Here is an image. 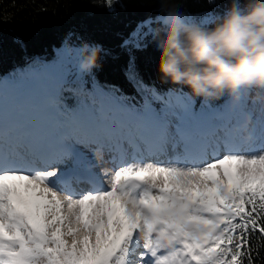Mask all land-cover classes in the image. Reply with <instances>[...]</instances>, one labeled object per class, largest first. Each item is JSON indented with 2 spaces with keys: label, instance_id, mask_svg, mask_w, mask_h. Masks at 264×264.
Wrapping results in <instances>:
<instances>
[{
  "label": "snow or ice",
  "instance_id": "6c2138e0",
  "mask_svg": "<svg viewBox=\"0 0 264 264\" xmlns=\"http://www.w3.org/2000/svg\"><path fill=\"white\" fill-rule=\"evenodd\" d=\"M152 23L124 46L141 47ZM44 71L48 80L20 85L25 113L6 119L0 108V264H252L250 237L264 238V103L196 110L182 93L151 92L136 106L99 89L54 130L49 97L63 75ZM244 116L247 145L234 142ZM77 145L121 162L77 192L67 164L84 158ZM23 147L43 166L17 167Z\"/></svg>",
  "mask_w": 264,
  "mask_h": 264
},
{
  "label": "trees",
  "instance_id": "16d2710c",
  "mask_svg": "<svg viewBox=\"0 0 264 264\" xmlns=\"http://www.w3.org/2000/svg\"><path fill=\"white\" fill-rule=\"evenodd\" d=\"M249 0H0V82L29 68L51 63L63 47L81 49L83 45L100 46L97 65L91 72L79 70V61L71 65L75 78L68 77L57 89L56 108L60 120L89 102L99 89L111 92L121 103L139 106L151 92L182 93L196 110L202 105L222 109L235 94L216 98L197 97L183 85L173 84L158 71L156 17L162 7L178 10L189 20L209 30L219 22L234 3ZM211 15L208 25L199 23ZM152 20L154 34L142 35L141 47L124 46V41L141 22ZM162 35V34H161ZM80 57V56H79ZM70 70V69H69ZM95 83L96 88H93ZM68 112V116L64 113ZM252 264H264V238L259 232L250 237ZM247 264V260H245Z\"/></svg>",
  "mask_w": 264,
  "mask_h": 264
},
{
  "label": "clouds",
  "instance_id": "9594fccd",
  "mask_svg": "<svg viewBox=\"0 0 264 264\" xmlns=\"http://www.w3.org/2000/svg\"><path fill=\"white\" fill-rule=\"evenodd\" d=\"M156 20L158 71L197 97L235 94L239 88L259 90L253 100L264 103V0L234 3L215 27L205 30L178 10ZM162 34V35H161ZM100 46L83 45L79 70L98 67Z\"/></svg>",
  "mask_w": 264,
  "mask_h": 264
},
{
  "label": "rangeland",
  "instance_id": "374dc122",
  "mask_svg": "<svg viewBox=\"0 0 264 264\" xmlns=\"http://www.w3.org/2000/svg\"><path fill=\"white\" fill-rule=\"evenodd\" d=\"M137 30V29H136ZM135 30V31H136ZM146 31V29H145ZM142 37V35H141ZM140 37V39H141ZM76 50V49H75ZM80 60V57L77 58V53L74 51L73 47H63L60 52L57 53L56 58L48 64L41 65L39 68H29L21 73V75H15L9 79H6L3 83L0 82V84L4 85L3 92L0 93L2 95V99H0V108L3 109V113L6 119H10L12 117L20 116L23 113L26 112L28 108V101L23 93V91L20 88V85L22 82L29 80H37V81H46L48 80L49 74L44 71L45 68L49 69H55L59 70V73L63 75V82L70 77V79L75 78V73L72 71V66L74 64H77ZM70 69V70H69ZM248 88H241L234 97V99L226 105L224 108L220 109L221 111L224 110H231L233 107L243 103L244 101H247L249 105H251V101H253V96L258 95L259 91L256 89L250 92L247 90ZM55 97H49V102L53 106L52 111L55 113L56 116V106L54 103L51 102ZM236 101V103H233ZM261 103L258 102L257 107L260 106ZM57 117V116H56ZM53 129H59L60 128V122L58 118H55L52 122ZM77 147L80 149V151L83 153L84 151H87L89 154L83 155V159L80 162V160L77 163H80V166L82 167L83 171L86 173L90 171L91 173H102L105 169H108V171H111V169L117 164H106L107 157L104 154V161L102 162L100 159V155L94 151L93 148L90 147H84L82 145H77ZM19 154L20 151H19ZM220 154L223 155L224 151H220ZM170 156H167L166 154H160L158 157H153L156 160L166 162L168 161ZM71 160L67 161V164H69ZM88 161L92 162V165H89ZM30 163V162H29ZM33 165V164H31ZM94 165V166H93ZM43 166V164H41ZM33 167H37L34 165ZM63 167V166H61ZM77 175H74L72 177V186H75L77 191H84L91 188L89 179L87 175L79 174L78 176L81 177V180H85V182H75L77 181L76 178H74ZM100 179L103 180L104 177L100 176ZM80 183V184H79Z\"/></svg>",
  "mask_w": 264,
  "mask_h": 264
},
{
  "label": "bare ground",
  "instance_id": "6f19581e",
  "mask_svg": "<svg viewBox=\"0 0 264 264\" xmlns=\"http://www.w3.org/2000/svg\"><path fill=\"white\" fill-rule=\"evenodd\" d=\"M255 89H253L252 91H254ZM259 91V90H257ZM233 103H236V101H234ZM247 128H248V118L247 116H244L241 118V126L237 129L234 130V142H237L241 145H247L250 143L251 141V137L248 135V131H247ZM221 135H223V132L220 133ZM223 144L221 145V149L223 148ZM20 153L22 154H18L17 156V160H18V163H17V167H21V168H24L26 170H31L32 168H34L33 166L36 165V166H41V164L43 163L42 160H40L39 158V155L36 154V153H33L31 149L27 148V147H23L21 148L20 150ZM89 154L87 151H84L83 152V155H87ZM166 154L167 156H170L171 153H164ZM105 156L107 157L106 159V164H113L111 162V158L109 157L108 153L105 152ZM158 157V156H156ZM153 158V157H152ZM75 159H72L68 166L69 167H72V168H75L77 169V173L76 175H79V174H85L87 175L88 179H89V182H90V186L93 187V184L91 183V180L95 179V176L92 175V173L90 171L88 172H84L82 167L80 166V163H75ZM82 160H80L81 162ZM30 162V163H29ZM121 161L118 159L116 161V164H119ZM33 164V165H31ZM42 167V166H41ZM105 170H108V169H105ZM72 184V183H71ZM80 184V183H79ZM106 187V185H104ZM71 187L77 191L75 188V186H72ZM79 192V191H77ZM69 242H70V238H69Z\"/></svg>",
  "mask_w": 264,
  "mask_h": 264
},
{
  "label": "water",
  "instance_id": "95a60500",
  "mask_svg": "<svg viewBox=\"0 0 264 264\" xmlns=\"http://www.w3.org/2000/svg\"><path fill=\"white\" fill-rule=\"evenodd\" d=\"M189 22H190V23H195V24H197V20H196L195 18L189 20Z\"/></svg>",
  "mask_w": 264,
  "mask_h": 264
}]
</instances>
